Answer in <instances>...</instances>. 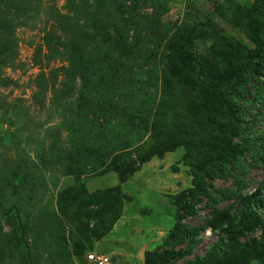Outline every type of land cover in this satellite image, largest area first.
I'll return each mask as SVG.
<instances>
[{
  "label": "rangeland",
  "instance_id": "obj_1",
  "mask_svg": "<svg viewBox=\"0 0 264 264\" xmlns=\"http://www.w3.org/2000/svg\"><path fill=\"white\" fill-rule=\"evenodd\" d=\"M253 2L39 0L30 2L19 17L10 14L16 22L14 54L0 64V203L5 212L10 206L18 207L28 222L31 256L23 261L12 241L9 219L0 215V264H90L86 255L91 249H71V231L82 245H86L85 236L95 248L108 249V264H146L145 253L159 264H200L199 258L216 243L240 244L244 250L238 264H264L261 160L218 177L202 176L201 187L193 182L191 168L183 161L204 136L228 155L236 150L241 163L253 164L246 150L254 148L264 134V121L253 124L251 112V119L229 136L192 129L183 91L174 105V121L167 124L155 111L147 116L145 106L146 101L159 100L163 84L134 80L141 74L146 78L144 70L152 66L145 63L140 68L149 59L147 52L155 60L173 61L185 36L196 39L210 22L252 48L235 21L239 7L250 8ZM60 15L68 20L66 40L80 43L86 38L85 45L110 52L112 61L127 62L128 67L121 64L120 70L133 78H121L112 96L118 110L112 121L125 127L119 139L129 138L130 144L121 141L123 149L102 157L99 164L86 165L84 173L74 168L77 152L72 157L68 154L77 148L66 132L76 95L59 98L68 67L58 38L62 35L57 27ZM49 40L61 52L48 60L44 54ZM37 51L41 59H35ZM94 107L92 101L91 110ZM134 119L138 131L132 129ZM94 134H88L93 142L99 140ZM224 139L228 143L222 144ZM52 149L59 151V159L50 154ZM150 151L156 154L149 157ZM12 159L19 162V168L31 167L20 175L28 179V190L13 192L7 186L4 168ZM136 166L127 180V173ZM248 202L250 209L246 210ZM238 216L243 220H237ZM226 259L222 264H236L233 258Z\"/></svg>",
  "mask_w": 264,
  "mask_h": 264
},
{
  "label": "trees",
  "instance_id": "obj_2",
  "mask_svg": "<svg viewBox=\"0 0 264 264\" xmlns=\"http://www.w3.org/2000/svg\"><path fill=\"white\" fill-rule=\"evenodd\" d=\"M30 2L37 3L39 0H20V3L17 0H0V64L5 63V60L14 54L16 22L10 19V14L19 17L20 12L25 11ZM12 10L15 13L11 12ZM60 16L61 20L57 27L61 30L60 37L64 36V39H60L59 36L58 38L64 50L61 52L53 45H56V42L53 40L52 43L49 40L46 42L48 51L44 55L49 60L55 56V53L61 52L68 61V67L63 73L65 85L61 91L59 90V98L65 99L76 95L77 104L72 109L70 120L66 122V132L67 136L71 137L73 146L77 148L69 151L68 154L72 157L77 152L78 163L74 168L76 172L84 173L86 165L99 164L102 157L112 156L123 149V144H130L129 138L119 139L121 136L119 133L124 132L125 127L119 121H112L118 114L112 96L118 89L117 82L121 78L126 81L129 77L131 80L133 78L124 76L125 74L121 72V64H124L121 63L122 59L112 61L110 52L98 46L85 45L86 38L80 43L66 40L68 20L65 16ZM235 24L253 44L252 48L235 39L219 25L210 22L204 26V32L196 34V39L190 35L185 36L184 41H181V47H177L174 51L173 61L163 58L155 60L149 52L146 53L149 59L141 62L140 68L145 63L152 66L144 70L146 78L141 74L135 77V82L163 84L159 100L154 104L146 101L147 116L155 111L162 121L167 124L173 123L174 105L184 91L191 112L192 129L205 130V133L218 131L229 136L233 130L240 128L242 123L251 119V112H254L253 124L264 121V0H254L250 8L239 7ZM56 36L54 35L52 39ZM38 58L41 59V55L37 51L35 59ZM127 67L126 62L123 68ZM92 101H95L94 110H91ZM142 123L144 127L145 123ZM133 125L132 129L138 131L140 126L136 119ZM95 132L97 134L94 135H97L99 140L93 142L88 138V134ZM121 141L123 144L120 143ZM228 141L224 139L222 144ZM254 144H256L255 149L250 147L246 150L253 164L244 162L242 164L236 150L231 151L234 155H228L219 147L212 145L209 140H204L202 136V140L183 157V161L191 168L193 182L201 187L202 176L214 178L234 169H247L256 165L258 158L261 160L259 163L264 165V134ZM51 151V155L58 159L61 157L58 155L59 151L54 149ZM148 154L151 157L156 153L150 151ZM42 160L44 163V159ZM71 160L68 158V162ZM19 167V162L12 159L4 168L6 184L13 192L18 190L22 192L29 187L28 179H21L20 175L30 171L31 167ZM138 168L139 166L132 167L126 179H131ZM247 198L249 200V197L245 199ZM246 206V210H249V202ZM0 215L9 219L7 225L13 229L12 241L22 253L23 261L26 262L31 256V247L27 238L28 222L22 219L20 210L16 206H10L5 212L0 203ZM86 218H90L89 211H86ZM243 218L238 216L237 220ZM84 240L86 245L75 239V232H70L69 242L73 251L83 252L88 248L99 253L109 251L102 247L95 248L88 237L84 236ZM242 250L244 248L240 244L216 243L207 254L199 258V261L200 264H222L228 256L238 264L241 261ZM156 261L151 254L145 253L146 264H159Z\"/></svg>",
  "mask_w": 264,
  "mask_h": 264
},
{
  "label": "built area",
  "instance_id": "obj_3",
  "mask_svg": "<svg viewBox=\"0 0 264 264\" xmlns=\"http://www.w3.org/2000/svg\"><path fill=\"white\" fill-rule=\"evenodd\" d=\"M87 261L91 264H108L110 262V256L107 253H98L91 251L87 255Z\"/></svg>",
  "mask_w": 264,
  "mask_h": 264
},
{
  "label": "clouds",
  "instance_id": "obj_4",
  "mask_svg": "<svg viewBox=\"0 0 264 264\" xmlns=\"http://www.w3.org/2000/svg\"><path fill=\"white\" fill-rule=\"evenodd\" d=\"M99 253V252H98ZM107 254H109V253H107ZM110 256V255H109ZM91 264V263H90Z\"/></svg>",
  "mask_w": 264,
  "mask_h": 264
},
{
  "label": "water",
  "instance_id": "obj_5",
  "mask_svg": "<svg viewBox=\"0 0 264 264\" xmlns=\"http://www.w3.org/2000/svg\"><path fill=\"white\" fill-rule=\"evenodd\" d=\"M121 180H124V179H122V178H120Z\"/></svg>",
  "mask_w": 264,
  "mask_h": 264
}]
</instances>
